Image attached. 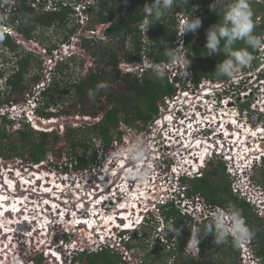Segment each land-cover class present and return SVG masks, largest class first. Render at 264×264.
<instances>
[{
	"label": "trees",
	"instance_id": "16d2710c",
	"mask_svg": "<svg viewBox=\"0 0 264 264\" xmlns=\"http://www.w3.org/2000/svg\"><path fill=\"white\" fill-rule=\"evenodd\" d=\"M2 1L5 4L1 13L6 15L0 16V107L20 102L43 79V71H47L43 61L45 56L53 58L54 64L49 82L40 93L36 114L46 119L75 114L96 120L80 126H67L60 134L33 130L25 121H21V128H13L14 120L0 115V159H20L23 165L30 166L47 162L54 170L61 172H85L97 161L99 147L108 152L122 143L126 134L122 124L138 132L147 131L164 97L173 93L174 81L168 75L162 80L156 78L154 70L149 68L121 73L119 65H135L142 61L168 63L171 57L167 53L176 37L178 14L202 21V26L195 33L184 34L185 55L188 67L193 72L194 83L197 85L201 80L225 81L229 78L215 71L216 64L225 58L224 55L217 53L208 56L203 48L206 29L219 22L222 15L220 6H210L213 0H187V3L176 0L172 10L159 20L147 16L143 11L144 4L151 3V0H48L44 3L39 0H0V3ZM76 8L85 19L83 27L77 21ZM263 8L261 2L255 10ZM252 14L255 15L253 11ZM55 27L63 29V33L58 35V42L44 34L45 29ZM253 34L257 36L256 28ZM71 37H77L76 50L66 57L55 59L53 51H59L60 44H70ZM27 43L39 46L45 55L28 48ZM248 50L251 54L254 51L250 47ZM83 55L92 59L93 66H86L84 73L74 78L65 89L62 81L56 77L68 73L71 66H75L76 59ZM64 91L72 96L69 104L59 98ZM90 92L95 95L90 96ZM43 107L54 110L43 111L40 109ZM259 166L255 168L258 175L252 176V179L255 177V182H259L264 189V159ZM223 172L221 164L213 166L210 162L203 176L188 178L184 182L191 193L199 192L211 203L238 209L253 232L255 255L264 259V236L260 227L262 219H250L253 216L249 213L250 205L232 194ZM213 179H218L219 183L213 182ZM160 215L164 222H170L174 232L180 231L182 224L191 223V218L181 215L172 203L163 206ZM155 219L154 214L149 213L138 229L122 232V235L131 238L124 246L129 250L141 246L137 240L150 238V232L157 225ZM210 223L204 220L201 227L206 228ZM146 228H149V232ZM72 236L73 240L65 234L61 238L73 243L82 240L78 235ZM200 241L202 255L196 259L181 257L182 246L178 249L173 246L168 251L163 245L162 250L168 255L159 264H239V249L232 241L216 245L211 234ZM77 251L73 255L74 263L127 264L121 254L113 253V248L109 246ZM208 251L210 256L207 257L203 252ZM23 253L32 264L49 263L38 250ZM217 255L222 257L221 262L213 259Z\"/></svg>",
	"mask_w": 264,
	"mask_h": 264
},
{
	"label": "built area",
	"instance_id": "2783aa9c",
	"mask_svg": "<svg viewBox=\"0 0 264 264\" xmlns=\"http://www.w3.org/2000/svg\"><path fill=\"white\" fill-rule=\"evenodd\" d=\"M177 17L178 26L176 37L171 47L175 49L176 56L171 57L168 63L162 62V64H154L153 66L156 68H169L177 72L178 74L172 75V78L169 76L173 79L174 84H178L179 80L176 77L179 74L184 81L187 80L189 84H192L194 82L193 72L186 65L187 59L184 48L185 33L181 34L187 16L178 14ZM260 52H263L262 54L264 55V46ZM58 53L57 50L53 51V57L55 59L60 57ZM47 61L51 69L54 64L53 58H47ZM51 61H53L52 65ZM125 65L129 66L128 64ZM143 65H146V67L140 65L141 69L151 66L150 63L146 62ZM256 65L257 63L255 61L252 67ZM131 66L133 69L135 65ZM181 66L182 68L180 69ZM132 69H128V71ZM262 69H264V64L256 67V72L253 75L249 74V77L253 76L250 78V85H252L244 86L246 90H242L244 96L253 95L255 99L250 103L251 110H249V103H242L239 106L238 101L230 98H223L222 101H208L205 97L207 101H200V99L198 101L196 98L200 93L195 94L188 101H184V99L189 97L186 94H184L186 97H182V101H175L176 99L174 98L171 99V95L164 97V101L158 106L157 116L149 124L151 126L148 133L150 138L147 142L149 161L145 164L151 168V176L147 182L143 184L133 182L132 186L129 187L131 189L138 188L137 192L141 196V200L138 202H142L143 200L151 210L155 208L154 212L157 214L158 209L154 206L156 202L163 203L165 199H170L173 206L181 215L191 218L193 226L197 225L201 227L204 220L211 221L210 218L214 213L220 210L228 211L229 208L209 202L199 192L191 193L188 184L184 180L201 177L202 171L207 163L216 161L221 163L227 174L232 194L255 208L257 213L261 212L264 215V189H260L254 181L252 183V175H249V172L252 173L256 163H261L262 157L264 156V123L259 124V121L262 122L261 118L264 115V107L261 105L262 103L257 101L258 95H264V75L262 76L264 71ZM49 78L50 72H44L43 79L36 84L38 86L39 83H42L41 86L37 87L38 95H40V91L49 82ZM241 78L240 74H237L234 79V84L238 85ZM204 81L201 80L199 82V84L203 82L201 84L202 86H200L205 89L202 92L203 94L208 90V86L203 85ZM207 82L212 83L210 80H206ZM214 82L211 84L212 86L220 84L214 87L218 91L222 92L221 89H226L221 87L225 85L227 80ZM231 86L232 81L230 84H227V87ZM36 101H40V97L33 95V92L26 93L20 102L0 107V115H7L9 113L8 111H13L20 116L23 107L28 105L27 103H30L34 107ZM33 107H30L31 110L30 112L28 111V114L33 115ZM228 107L230 117L225 115ZM242 139H245V141H242ZM102 166L103 169H106L107 165L103 164ZM127 173L123 174V179L117 188L113 190L119 192L117 195H120L121 199H123L124 195L120 191V186L123 185L124 181L130 180L126 175ZM126 183L130 185L128 182ZM165 184L167 185L166 188L164 187ZM251 186L253 188L257 186V189H251ZM139 187L146 188L144 196L141 194L144 189H139ZM136 206H138V203ZM103 212H105L104 209ZM118 215L117 217L119 218ZM119 221L120 219L118 222L112 221V224L116 226L117 230L124 229L126 227L125 223ZM194 231L195 227H193L192 232ZM229 238L231 239V237ZM252 240L253 238L251 237L246 243L240 244L239 246L236 245L239 249L240 264H257V260L251 254ZM93 242L92 239H89L88 243L83 246L88 248L93 244L95 248L101 249L107 243L106 239H100V242L96 243ZM116 246L121 248L120 251H122L124 257L122 254L121 256L127 260L128 264L143 263L140 258L132 257L129 254V250L126 249L123 242H109V247L114 248ZM193 246L194 250L198 252L199 243L197 247L195 245Z\"/></svg>",
	"mask_w": 264,
	"mask_h": 264
},
{
	"label": "rangeland",
	"instance_id": "374dc122",
	"mask_svg": "<svg viewBox=\"0 0 264 264\" xmlns=\"http://www.w3.org/2000/svg\"><path fill=\"white\" fill-rule=\"evenodd\" d=\"M45 1H48V0H39L40 3H44ZM226 2H227V0H226ZM261 2H262V5H264V0H249L250 7L252 9L251 11H253V13L255 14L254 16H252V19H253V22H254V28H256V30H257V36L256 37L259 38V44H258V46L256 48H254V51L252 53L253 59H252L251 63L247 67L239 70L238 73H237V74H240V76L242 77L241 78V82H239L238 85H235L234 84L235 83V80H234L235 77L234 78H228L227 79V82L225 83V85L223 87H221V88H226V89H221L222 92H218V90L215 89V88H209V87H211L210 84L215 83L214 81H211L212 83H210V82H207L206 83V80H205L203 85L204 86H209L208 87V90H206L205 92L206 93H209V95H212L209 98V96H206L205 94L202 93L203 90H205L202 87H200V86H202L201 84L203 82H201L200 84L198 83L197 85L194 82L192 84H189V81H187V80L184 81L183 78H181L179 76L180 75L179 74L176 77V79L179 80V82H178V84H175V86H174L175 88H174L173 93L171 94V99L174 98V99H176L175 101H182L183 100L182 97L189 96L186 99H184V101H188V99H190L193 96H195V94L200 93V95H198V97L196 98L198 101H199V99L201 101H203V100L204 101H207L206 98H205V96L207 97L208 101H222L223 98L224 99L230 98V99H232L234 101H238V105L239 106L242 105V103H249V110H251L250 103L252 101H254L255 99H254L253 95H250V96H246L245 95L244 96L242 90L243 89L246 90V88L244 86H248L251 83L250 82L251 81L250 78H252L253 76H250L249 77V74L253 75V73L256 72V67H258L259 65L262 66L264 64V55L262 54L263 52L262 53L260 52L262 50V47L264 46L263 45V43H264V36H263L264 35V8L262 10H255V8ZM4 4L5 3L3 1L0 3V16H2L4 14V13L3 14L1 13V11L4 10V8H3ZM7 8H9V5L7 6ZM79 8H82V7H78V9ZM78 9L76 8V11ZM5 15L6 14H4L3 16H5ZM77 15H78L77 16L78 17V20L77 21L79 22L80 26L83 27L84 26V23H85V19H83V16H82V13L80 12V10L77 11ZM4 30H7V29L4 28ZM7 31L11 32V30H9V29ZM62 31H63L62 28L60 29L58 27H55V28H51V29H45L44 30V34L48 38L51 37V38L55 39L56 42H58L59 41L58 40L59 39L58 38V35L60 33H63ZM76 41H77V37H71V42H70L69 45L68 44L67 45L60 44L59 45V51H58L59 53L58 54L60 56H62V57H66V56H68L70 54L71 51H75L76 50L75 49L76 48L75 47ZM25 45L28 48H31V49L37 51L41 55H45L43 49H41L39 46L35 45L34 43H27ZM235 47H246V45L243 42H237V44L235 45ZM47 58L48 57H45L44 56L43 57V61L45 63L47 72L48 71L50 72L51 69H50V66L48 64ZM91 61H92V59H88L87 57H85V55L78 57L76 59L75 66H71V69L69 70L68 73H66L65 75H62V76L59 75V76L56 77V79L61 80L62 81V86L65 89H67V87L69 86L70 82L72 80H74V78H77L78 76H80L81 74L84 73L86 66L87 67L93 66L94 63L91 64ZM255 61H256L257 65L254 66V67H252V65H253V63H255ZM163 63H165V62H163ZM52 64H53V61H51V65ZM158 64H162V62L161 63H158ZM140 65L142 67L143 66H146V65H143V61L141 62V64L135 65L133 69H132V66L131 65L126 66L125 64H120L119 65V67L121 69L120 72L121 73L126 72V71H128V69H132L131 71H135V70L138 69V71H140V69H141ZM186 65L188 66V64H186ZM150 68L151 69H154L153 67H150ZM181 68H182V66L180 67V69ZM164 69L167 72L168 77L169 76L171 77L172 75L178 74L177 72H174V70H172V69H169V68L168 69L167 68H164ZM262 71H264V69H262ZM44 72L45 71H43V73ZM47 72H45V73H47ZM51 75H52V72H51ZM263 75L264 74H262V76ZM121 81H123V78H121ZM231 81H232V86L231 87H227V84L228 83L230 84ZM0 83H1V80H0ZM41 85H42V83H39L38 86H41ZM38 86L37 85H34L32 87V89H31L32 90L31 92H33V95L40 97V95H38V90H37V87ZM46 86H47V84L44 86V88ZM65 91L63 93V96L61 95L62 97L60 96L59 98H62L64 101H66L69 104L72 101V96L70 95V93H67ZM40 92H42V91H40ZM214 92H217V93H215V96H218L220 93H222V95L219 96L218 98H215L213 96V93ZM184 94H186V96H184ZM255 94H257V93H255ZM203 96H204L205 99L203 98ZM55 98H57V97H55ZM35 99H37V97H35ZM257 101H259V103H262L261 105L264 107V104H263L264 95H258ZM28 102H30V101H28ZM27 104L28 105H25L23 107L22 113H21L20 116L16 112L8 111L9 113L6 115L7 118L12 119L15 122L13 128H21V126H22V124H21L22 122L21 121H25L26 123L28 122V125L33 130L55 131V132H58V133L62 134V132L64 131V129L67 126H80L81 124L93 123V121L96 120L94 118H89L87 116H79V115H75V114L67 115V116H59L58 118L55 117V118H50V119H43V118H41V119H38L37 118L36 119L34 117L35 112H34V115L28 114V111L30 112V110H31L30 107H33V105H30V103H27ZM39 105L40 104H38V106ZM40 109H42L43 111H46V110L53 111L54 110V108H48V107L47 108L43 107V108H40ZM225 115H227L228 117H230L229 116L230 115L229 108L227 109V112H226ZM261 119H262V122L259 121V124L264 123V115L262 116ZM212 121H215V120H212ZM121 126L123 127V129H124V131L126 133L123 136L122 143L120 145H118V144L115 145L114 148L110 152H108V153L106 151H104V150L102 151L101 150V147H99V152H98V156H97L98 163H95V165H97V166L93 165L86 172L83 171V172H78V173H73L72 174L71 171H69V170L68 171H65V172L64 171L61 172L59 170H54V168H52L51 166H49V164L47 162H44L43 164H37V165H31L30 166V165L25 164V163L23 165V162H21L20 159L9 160V159H3L2 158V159H0V185H2L3 183L10 184L11 182H8L7 180H13V182H15V185H14V191L15 192L17 191L16 189H18V187H20V185H24L23 188H22V190H18V191H21L22 192V193L20 192V194H19V196H21V198L24 195L27 196L26 193H30L31 189H32V191H36V190H34L35 188L34 189H33V187L31 188L32 183H33V185L35 187H40V188L42 187V185H44L45 188H47L49 184H50V186L52 185V187L55 185V187H54L55 190L59 189L60 187L61 188L63 187L62 189H68L67 192H64V193H66V195H67V197H65V198L66 199L67 198H70V201H71V197H72V199H74L75 196L78 194V192H80L81 195H82V192L81 191H84L85 188L86 189L89 188V185H90V183H89L90 182L89 174H91L92 176H96V178H93L94 181L91 182L92 185H94L96 187H100L101 183L104 182L105 183L104 186H105V185H107L106 184L107 181H106V179H103V172H101V171L104 170L102 164H108V162L102 163L101 160L102 159H105L106 160V158L112 157L114 154H116V150H119L120 151L124 146L128 145L130 141H132V140H134L136 138H142L146 142V144L148 142V139L150 138V136L148 135V133H149V130H150L151 126H148L147 131H144V132H138L137 129L132 128V127H129L128 125H125V124H122ZM10 130H12V129H10ZM119 151H117V152H119ZM263 159H264V156L262 157V160ZM110 160L111 161H109V162L112 164V159L110 158ZM262 160H261V163L260 162L259 163H256V165L253 167L252 173L249 172L250 173L249 175H252V176L258 175V173L257 174L255 173V168L257 166H259L260 164L262 165ZM117 162L118 163L119 162H122L123 163V159L122 158L121 159H117L115 161V164ZM212 164L214 166V165L221 164V163L216 162V161H212ZM207 165H208V163H207ZM207 165H206V167H207ZM4 167H6L7 172L6 171H2V168H4ZM206 167L203 169L201 176L204 175ZM53 170L56 171L57 174H58V176L62 177L65 182H63V183L60 184V182L56 181L54 179V177H52L50 179V182L49 183H46L47 178H45V175H46L45 173L53 172ZM19 172H20V174H18ZM34 172H37L39 174L36 176L34 174ZM88 172H90V173H88ZM223 173H224L223 174L224 180H226L227 182H229V179L227 178L226 172L224 171ZM16 174H18L20 177H17ZM106 175H105V177H106ZM7 176H10V177L11 176L12 177L14 176L17 179L15 180V179L9 178ZM52 176H55V175L53 174ZM36 177H38L39 180H36ZM86 177L88 178V180L85 179ZM68 178H70L71 180H74V182H72L71 186L67 183ZM18 179L21 180V181H19ZM255 180H256V178L254 179V183L256 185H258L260 187V189H263V186L259 182L258 183L255 182ZM252 181L253 180H251V182ZM27 182H29L28 185L24 184V183H27ZM82 182H84V183H82ZM213 182L219 183L218 179L217 180L213 179ZM17 184H18V187L16 186ZM85 184H86L87 187H85ZM59 185H60V187H59ZM25 186H27V187H25ZM157 186H158L159 189H161L159 185H157ZM10 187L12 188L11 184H10ZM52 187H50L49 189L43 190V191L44 192H47L46 194H49L48 196H53V195H51V193L54 194L55 192L51 191ZM164 187L166 188L167 185L165 184ZM139 188L140 189H144L143 190L144 192L146 191L145 190L146 188H142V187H139ZM250 188L251 189H257V186L254 187V188L251 186ZM11 190H12L11 193H6V194L9 195V196H11V195L14 196L13 194H16V193L13 191V189H11ZM27 190H30V191L28 192ZM78 190H81V191H78ZM103 190L105 191L104 187H103ZM257 191H259V190H257ZM111 193H112V191L109 194H111ZM61 194H63V192ZM90 194H91V192L89 191V197L90 198L88 196H86V197H88V199L92 202L94 200V199H92V197L94 195H92V194L90 195ZM142 195H144V193H142ZM138 197H137V195H135V196L132 197V199L133 198L136 199ZM30 198L32 199V202L35 201V200H33V197L32 196ZM96 199L99 200L100 203L103 200L102 197H101V194H98V197ZM50 200H51V197H50ZM66 201H68V200H66ZM39 202H41V205L40 206H38V204H36V203H30V205H33V206H30V208H32V207L34 208V207L37 206V210L38 209H42V210L44 209L45 210V208H44L45 207V205H44V203H45L44 202V199L41 200V201H39ZM76 202L77 201H75V203ZM109 203H111V202H109ZM112 204H113V202H112ZM113 205H115V204H113ZM76 206L79 207V204L76 205ZM87 207H88L87 209L89 211L91 209V207H93V204H91L90 206H87ZM223 207L226 208L227 206H223ZM84 208H85V205H84ZM104 208H105V206H104ZM106 208H108L107 209V213H108V216H110L109 214L111 212V209H113V208L111 206L106 207ZM227 208H229V207H227ZM22 210L25 211V205H23ZM67 210H69L71 212V209H68L67 208ZM83 211H84V209H83ZM20 212H22V211H20ZM249 213H251V215H253L250 218L252 221L255 219L254 217H259V218L262 219L261 222H260V224H261L260 227H261V234H262V236H264V215H262L261 212L257 213V210L255 208H253V207H251ZM59 214H61V212ZM36 216H37V213L34 214L32 220H36L35 219ZM160 216L161 215H159L157 217L155 216L156 219H155V222L154 223H156V222L159 223L158 226H161V223H162V218H161L162 216L161 217ZM3 217L6 218V221L8 220L5 215ZM134 218H136V216ZM96 219H98V218H96ZM26 223H29V222L26 221ZM80 223H82V222H80ZM103 225H104V221H103ZM188 225L185 224V223L182 224V227L183 228L180 229V231L178 230L177 232H174L171 229V231H170V237H172V238L169 239V240H167V243H165L164 241H161L160 242L159 238H157L155 236L157 234V232L156 233H152V235L150 236V238H148L147 240L146 239L143 240V238H141V240H137L138 243H141L140 244L141 246L129 250V254L132 257L140 258L141 259V262H143L142 264H144V263L145 264H159V262L163 261L164 258H166L167 255H168V253H166L165 251L162 250L163 245H165L166 250H168L169 249L168 245H170L172 243L171 244V248L173 246H175L176 249H178L180 246H182L183 253L181 254L182 255L181 257L186 258V256L187 257L188 256H191L192 258L196 259L200 255H202V254H200V251H201L200 243H201V241H199V251L196 252V250H194V248H193L194 247L193 246L194 243L190 239L191 232H192L194 226H193L192 222L189 223ZM247 225L249 227V224L248 223H247ZM130 226H131V224H130ZM62 227H64V228H70V227H65V225H63V224H62ZM99 227L100 226H98V231H97V228H96V230L94 228V230L92 231L93 233H92V232L88 231L89 229H87V227L84 226V228H85V231L84 232H85V234H90L89 236H92L95 233V231L96 232H99L102 229V232H100V233H104V232H106L105 230L108 229L107 227L102 226V228L99 230ZM11 231L12 230L6 229V232H10L11 233ZM45 231L46 230H44V232ZM146 231L149 232V228H146ZM108 232H110V230ZM5 233H3V234H5ZM29 233H30L29 231L27 233H25L24 231H22V234L28 235ZM186 233H189V234L186 235ZM150 234H151V232H150ZM161 235H163V234L162 233H159V236H161ZM15 237H17V236H15V234H14V236L11 235L10 237L6 236L5 237L6 238L5 240L2 239L3 240L2 243L3 244H6V245L7 244L9 245V242H13V240H11V239L12 238L14 239ZM2 238H3V236H2ZM33 238H35V237H33ZM33 238L30 239V240H28L27 238H21V237L19 238L18 237V239H16L15 242H13L12 245H11L13 251H15L14 255L9 254V250L10 249H7V251L5 253L4 252H1V250H0V264H16L17 261H18V263H20V258L24 261L25 264H32V262L29 260L28 256H26V254L23 253V252L26 251L27 253H30V251L32 252L34 250L42 251V247H40V244H39V237L36 235V239L34 240ZM69 238H71L72 240L74 239L73 236H72V234H70V237ZM252 238H253V236H252ZM130 239L131 238L129 236H126V237L122 238V241L126 242L127 240H130ZM228 240L232 241L230 238ZM87 241H88V239H86L85 241L84 240L83 241L82 240L81 241L80 240H77L75 243L69 242L66 245H62V248H63L62 250L65 251V252H63V257H64V260H65L64 264H68L71 261L74 262L73 261V255L76 252H78L77 250L89 249V248H86L85 246H83L84 243H86ZM252 241L254 242V238H253ZM63 242L66 243L67 241L66 240L65 241L63 240ZM2 246H4V245H2ZM91 249H98V248H95V246H92ZM120 250H121L120 247H118V246H117V248L114 247L113 248V253H117V254L120 255V254H122V251H120ZM205 251H206V249H205ZM254 251H255L254 244L252 243L251 244V254L253 255V257H254L255 260H259L260 262L264 263V259H262L259 256H256L254 254ZM203 253L207 257L210 256L209 251L207 253L206 252H203ZM7 254L9 255L8 257H6ZM42 254H43V256H46L48 258V260H49L48 261L49 262L48 264H60V262H56L55 260H51L50 259L51 258L50 257V254L48 252L42 251ZM122 256H123V254H122ZM153 256H155L154 257L155 260H153ZM213 259H215L216 262H221L222 261V257L219 256V255L213 256ZM122 260H124L127 263V260H125L123 258H122ZM79 263H80V261L79 262H76V264H79ZM160 264H162V263H160ZM166 264H168V263L166 262Z\"/></svg>",
	"mask_w": 264,
	"mask_h": 264
},
{
	"label": "clouds",
	"instance_id": "9594fccd",
	"mask_svg": "<svg viewBox=\"0 0 264 264\" xmlns=\"http://www.w3.org/2000/svg\"><path fill=\"white\" fill-rule=\"evenodd\" d=\"M175 3H176V0H151V3H145L144 4L143 11L147 16L153 17L156 20H159L165 15L166 12L172 10L173 5ZM185 3H187V0H185ZM210 6L212 8L220 6L222 15H221V19L219 20V22H216V23L210 25L205 31V41L206 42H205L204 47H203L206 50L205 55L213 56V55H216L217 53L223 54L225 58L223 60H221L218 64H216L215 71L219 75L229 77V78H234L237 75L238 71L247 67L253 59V56L249 52L248 48L250 47V48L254 49L259 44V38L253 34L254 22L252 19L253 14H252V11L250 8V3H249V0H227V2H226V0H213V3ZM201 26H202V21L200 18H193V17L189 18L186 20L181 34L189 33V32L195 33ZM237 42H243L246 45V47H235ZM65 45H67V44H65ZM167 55L169 57H175L176 56L175 49L170 48ZM145 62L149 63L147 61H144L143 63H145ZM138 64H141V62ZM153 65L154 64H151L150 67H152ZM150 67H148V68L151 69ZM153 68H154L153 70L155 72L156 78L162 80L166 77L167 73H166L164 68H156L155 66H153ZM135 71H138V69ZM135 71H130V72H135ZM123 73H125V72H123ZM210 81H213V80H210ZM240 82H241V79H240ZM210 86H212V85L210 84ZM209 88H211V87H209ZM218 92H220V91H218ZM215 93H217V92H214L213 96L216 98H218L219 96L222 95V93H220L218 96H215ZM89 95L94 96L95 93L90 92ZM206 96H209V98H210V96H212V95L206 94ZM37 106H38V101H36V105L33 107L34 112H35V109L37 108ZM33 115H34V113H33ZM34 117L36 119L37 118L38 119L43 118L40 115L36 114V112H35ZM43 119H46V118H43ZM110 151H108V152H110ZM117 151H119V150H116V154H114L111 157L112 162L115 163V161L117 159H121L124 157L127 158L126 162L130 166V170L126 175L130 179L131 182H138L140 184H143L149 180L152 170L150 167H148L145 164V160H146V157L148 155V146L142 138H136V139L130 141L129 144L124 146L119 152H117ZM109 160H110V158H109ZM107 161H108V158H106V160L105 159L101 160L102 163H105ZM95 163H98V161H96ZM95 163L93 165H95ZM40 164H42V163H40ZM95 166H97V165H95ZM2 171L7 172L6 167L2 168ZM112 171H114V170H112ZM71 173L73 174V173H78V172H71ZM18 174H20V172ZM18 174H16V176L20 177ZM34 174L37 176L39 173L34 172ZM45 174H46L45 178H47L46 183H49L50 179L52 177H54V179L60 183L65 182L64 179L62 177L58 176L57 172L54 170H53V172H48ZM53 174L55 176H52ZM85 179H87V177ZM36 180H39L38 177H36ZM11 181H12V183H11L12 189L14 191L15 182H13V180H11ZM19 181H21V180H19ZM72 182H74V180H71L70 178H68L67 183L70 186H71ZM82 183H84V182H82ZM7 186L9 187V185H7ZM33 189L36 190V192H40L42 190L40 187H35V186H33ZM78 191H81V190H78ZM89 191L90 190L88 188L87 189L85 188L84 191H81L83 193L82 196L85 195V196L89 197ZM15 193L17 195V191ZM60 197L66 203H68L66 200H70V198H67V199L65 198V197H67L66 193L61 194ZM80 198L78 197L75 199L79 200ZM55 201L58 202L57 200H55ZM71 201H72V197H71ZM102 202H104V201H102ZM137 203H138V206H137L138 210L135 207H134V209H132V212L135 213L136 218H134L133 224H131L130 228H124V229L117 230L115 225H111L109 228L110 232H108L109 230H105L106 232H104V233H100V232L95 231V233L92 236H89L88 234H85V232H84L85 228L83 227L82 223H79V224L77 223V224H75V226H72V228H64V227H62V225L59 226V223L56 224L55 221H52L50 229L44 228V230H46L45 232H47V234L40 235L39 232H41V231H39L36 234L39 237L40 247H42V251L48 252L50 254L51 260H55L56 262H60V264H64L65 260L63 257V252H65V251L62 250L63 249L62 245H66L67 243H69V241L63 237L61 238L62 234H65L68 237L70 236V234L78 235L79 237L82 238V241L83 240L85 241L86 239H88V241H89V239H92L94 241L93 243L100 242V239H106L107 243L104 244L102 247L109 246L110 241H114V243L123 242V245H124L125 242L122 241V238L129 236V235H122V232H124V231L130 232V231H133L135 229H138L143 224L145 216L148 215L149 213L154 214V216H156V217L159 216L160 215L159 214L160 209L167 204H171L172 201L170 199H165V201L163 203H157L156 202V204L154 206L157 207V209H158L157 214L154 212L155 208L153 210H151L149 208V206L143 200H142V202L137 201ZM21 205H23V203H21ZM61 207L65 208V209L68 208V207H64L63 205H61ZM19 210H20V208H17L15 210V212H18ZM21 211L23 212V210H21ZM81 211H83V209L78 207V209L75 212L78 215V212H81ZM60 212L61 211H59V213ZM65 213L66 214L68 213L67 210H65ZM103 213H105V212H103V210L99 206V211L95 213V216L97 215L96 218H98V219H95V223L98 226H104L103 220H102ZM23 215L24 214L17 216L18 221L24 220ZM78 217H80V216L78 215ZM80 218L85 219V217H80ZM210 219H211V223L206 228H202V227L197 226V225L194 226L195 231L191 232L190 239L193 241V243L196 247H197L200 239L206 237L209 234H211V236L213 238V243H215L216 245L223 244L224 242H226L229 239V237H231L232 242L237 246H239L240 244L246 243L253 236V232L247 226V224H246L243 216L241 215L240 211L238 209H236L234 206H229L228 211L220 210V211L214 213ZM119 222L122 223L123 221H119ZM96 225L94 227H96ZM158 225H159V223H157V225L154 227V229L151 232V235H152V233L157 232V234L155 236L157 238H159L160 242L164 241L165 243H167V240L172 238V237H170V231H171L170 222L168 223V222H164V220H162L161 226H158ZM28 229L29 228H26V229L25 228H19V229L15 228L11 231V233L13 234L12 236H14V234H17V235L19 234V235H21V238H27L28 240L35 237V238H33L35 240L36 235L33 234L34 231H31V228H30V230H28ZM95 230H96V228H95ZM22 231H24L25 233H27L29 231L31 237H30V235L22 234ZM159 233H162L163 235L159 236ZM41 236H42V239H41ZM63 240L64 241L66 240L67 242L64 243ZM88 241L86 243H84V245L87 244ZM127 241H129V240H127ZM10 243L11 242H9V244ZM171 244L168 245V247H169L168 250L171 249ZM92 246H93V244H91L88 247L89 250H94V249H91ZM53 249H56L59 252V257L52 256L53 253L51 251ZM197 250H198V248H197ZM42 251H40V252L42 253ZM70 263L73 264L74 262L71 261ZM70 263H68V264H70ZM259 263L264 264V263L260 262L259 260H257V264H259ZM16 264H25V263L20 258V263H18V261H17ZM248 264H251V263H248Z\"/></svg>",
	"mask_w": 264,
	"mask_h": 264
},
{
	"label": "bare ground",
	"instance_id": "6f19581e",
	"mask_svg": "<svg viewBox=\"0 0 264 264\" xmlns=\"http://www.w3.org/2000/svg\"><path fill=\"white\" fill-rule=\"evenodd\" d=\"M219 85L220 84H217L215 86H211V88H214V87L219 86ZM204 93H205V95L206 94L209 95V93H206V92H204ZM263 104H264V101H263ZM229 116H231V115H229ZM242 141H245V139H242ZM123 163H124V161H123ZM123 163L122 162H119V163L117 162L116 164L119 166V165H122ZM123 168H124V166H123ZM115 169L117 170L118 167H116ZM115 169H114V171H115ZM114 171H112V172H114ZM112 172L109 174L108 180H106L107 181V185L109 184L108 181L112 180L113 174H115V173H112ZM7 177L15 179V180L17 179L14 176L13 177L12 176L11 177L7 176ZM120 177H119V179H120ZM7 181L12 183L11 180H7ZM126 182L127 181H124L123 185L120 186V191H122L125 199L127 200L126 203L124 202V204L122 203L120 205L115 200V198L118 196L117 195L119 193L118 191H112L111 194L102 193L101 192V197L103 199L102 201H104V203L105 202L107 203L108 201L111 202L109 206H111L113 208V209H111V212L109 214L110 216H108V213L106 211H105V213H103V216H102V220L104 221V226L108 228L107 230H109L111 225H114V224H112V221L113 222H117L115 217L118 215V213H119V215H123L124 216V219H125L124 223H125V226H126L125 228H130L131 226H129V225L133 224L134 212H132V209H134V207H136V209H137V206H136L137 205V201L141 200V196H139V192H137L138 188L131 189V188L128 187L129 185ZM28 183L29 182L24 183V184L28 185ZM10 184L3 183L2 185H0V230H1L0 231V250H1V252L5 253L7 251V249H10L9 250V254L14 255L15 251H13L11 245H12L13 242H15L16 239H18V237L19 238L21 237V235L15 234V236L17 235V237H15L14 239H11V240H13V242H11L9 245L8 244L7 245L3 244L2 243L3 242L2 239L5 240L6 236L10 237L11 235H13L10 232H6V229L13 230L15 228L19 229V228L23 227L25 229L29 228L28 230H30V228H31V231H34V233H33L34 235H36L39 231H41V232H39L40 235H44V234H47V232H44V228L50 229L51 228V224H52L51 222L55 221L56 224L59 223V226L63 224V225H65V227H70V228H72V226H75V224L82 222V225L83 226L85 225V227H87V229H89L90 232H92L94 230V228H97V231H98V225H96V223H95V219H96V216H97V215L95 216V213L99 211L98 207L101 206L103 204V202L101 201V203H100V201L96 199V196H95L96 193L94 192L95 194H93L92 190L90 192H91L92 195H94L92 197V199H94L93 200L94 202L93 201L91 202L92 204L94 203L93 207H91V209L89 211L90 215L85 217V219H82V218L78 217L76 212H70L69 210L61 207L60 203L55 201V200L61 199L60 195H61L62 192L64 193V192H67V190H68V189H62L63 187L61 188L60 185H59L60 188L57 189V190L54 189L55 185L52 187V185L50 186V184H49L47 188H45L44 185H42V187H41L42 190L40 192L37 193L36 191H32V189H31V191L27 190L28 192L30 191V193H26L25 192L27 194V196L24 195L21 198V196H19L21 191H18V190H22L24 185H20V187H18V189H16L17 193H18L17 195L13 194L14 196H12V195L9 196L6 193H11L12 192V190H11L12 188L10 187ZM104 184H105L104 182L101 183L100 189L103 190V187H104L105 191H103V192H107V188H106V186H104ZM7 185H9V187ZM16 186H18V184ZM33 186L34 185L32 183L31 188ZM85 186H86V184H85ZM50 187H52L51 191L55 192L54 194L51 193V195H53V196H48L49 194H46L47 192L43 191V190L49 189ZM145 192L143 191L144 194H145ZM135 195H137V197L138 196L139 197L136 198V199H134V198L132 199V197L135 196ZM31 196L33 197V200H35V201L32 202V199L30 198ZM50 197H51V200H50ZM78 197L79 198L81 197L80 199L82 200V202H85L84 198H88L85 195L82 196L80 192H78V194L75 196V198H78ZM38 198H40V200H38ZM75 198L72 199V201L68 200L67 202L73 204V203H75V201H79V200H76ZM43 199H44V202H45L44 203L45 210L44 209L43 210L42 209H38L37 210V206L34 207V208L33 207L30 208V206H33V205H30V203H36V204H38V206H40L41 202H39V201H41ZM131 201L133 203L135 202V204L132 205ZM62 202H64V201L62 200ZM82 202L78 203L79 204V208H81V209H83L84 205H85V203H82ZM112 202L115 203V205H113ZM21 203H23V205H25V207L27 208V211L25 210L23 212H20L21 210H19L18 212H15V210L17 208H22L23 207V205H21ZM77 208H78V206H77ZM100 208L102 209V207H100ZM65 210H67V212H68L67 214L65 213ZM59 211H61V214H59ZM36 213H37V216L35 218L36 220H32L34 214H36ZM22 214H24L23 215L24 220L23 221H17V218H16L17 215H22ZM4 215L7 217V219H8L7 221H6V218L3 217ZM26 221H28L29 223H26ZM95 225H96V227H94ZM101 228H102V226L99 227V230ZM99 232H102V229ZM3 233H5V234H3ZM28 235H30V233ZM88 235H90V234H88ZM2 236H3V238H2ZM30 237H31V235H30ZM41 239H42V237H41ZM2 245H4V246H2ZM51 252L53 253L52 256L59 257V252L56 249H53ZM8 256L9 255L7 254L6 257H8Z\"/></svg>",
	"mask_w": 264,
	"mask_h": 264
},
{
	"label": "flooded vegetation",
	"instance_id": "af4514ba",
	"mask_svg": "<svg viewBox=\"0 0 264 264\" xmlns=\"http://www.w3.org/2000/svg\"><path fill=\"white\" fill-rule=\"evenodd\" d=\"M149 152H148V155H147V157H146V160H145V163L147 162V161H149ZM123 159V161H124V163L122 164V165H119V167H118V169L116 170L115 168H116V166H118L117 164H115V163H113L112 162V164L109 162V158H108V164H105V165H107L106 166V169H104L103 171H101V172H103V179H106V180H108V178H109V174H110V172L112 171V170H114L115 169V172H113V173H115V174H113V176H112V180H109L108 181V185H105V186H107L106 188H107V192H103L104 190H100V189H98V187H96V186H94V185H92V181H94L93 180V178H96V176H92L91 174H89V178H90V185H89V190L91 191L92 190V193L93 194H95V196H96V198L98 197L97 195L98 194H101V192L102 193H110L111 191H113V190H115V188H117V186L119 185V183L121 182V180L123 179V174L124 173H127V171L128 170H130V166L127 164V158L126 157H124V158H122ZM111 161V160H110ZM110 163V164H109ZM115 164V165H114ZM114 165V166H113ZM123 166H124V168H123ZM127 166V167H126ZM114 167V168H113ZM127 169V170H126ZM125 170V171H124ZM88 171V170H87ZM122 171V172H121ZM86 172V171H85ZM88 173H90V172H88ZM117 173V174H116ZM122 173V174H121ZM106 174H108V175H106ZM121 174V175H120ZM105 175H106V177H105ZM119 175V176H118ZM117 176V177H116ZM121 176V177H120ZM119 177H120V179H119ZM92 179V180H91ZM116 180V181H115ZM120 180V181H119ZM112 181V182H111ZM127 182L130 184L129 185V187L130 186H132V184H133V182H131L130 180H127ZM107 184V183H106ZM87 187V186H86ZM96 191H95V190ZM95 192V193H94ZM38 200H40V198H38ZM84 200H85V202H82V200L81 199H79V201H77L76 203H73V204H71V203H66V202H62V200H57L58 201V203H60V205H63L64 207H68L69 209H71V212H75L78 208H77V206L76 205H78V203L79 202H82V203H85V208H83L84 209V211H81V212H78V215L80 216V217H87V216H89V211H88V207L87 206H90L92 203H91V201L88 199V198H84ZM115 200L117 201V203H119L120 205L123 203L124 204V202L126 203V199H125V197L123 196V199H121L120 198V195L119 196H117L116 198H115ZM120 200H122L121 202H119ZM67 204V205H66ZM94 204V203H93ZM113 204H115V203H113ZM131 204L133 205V204H135V202L133 203L132 201H131ZM109 205H110V203L109 202H107V203H104L103 202V204L100 206V207H102V209H104L105 211H107V209L108 208H106V207H109ZM104 206H105V208H104ZM20 210H22V208H20ZM25 210L27 211V208L25 207ZM138 210V209H137ZM87 211V212H86ZM18 216V215H17ZM134 216H135V213H134ZM17 218V217H16ZM116 218V220H117V222H118V220L119 219H121L120 221H123L122 223H124L125 222V219H124V216L123 215H119V218L116 216L115 217ZM245 219V221H246V223H248V221H247V219L246 218H244ZM134 220V219H133ZM17 221H18V219H17ZM84 227V226H83ZM170 261H171V259H170Z\"/></svg>",
	"mask_w": 264,
	"mask_h": 264
}]
</instances>
